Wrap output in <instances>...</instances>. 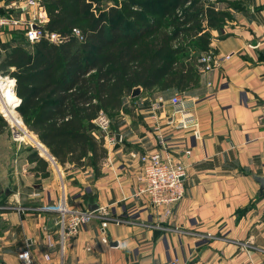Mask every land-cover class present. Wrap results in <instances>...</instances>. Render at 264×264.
Masks as SVG:
<instances>
[{"label": "crops", "instance_id": "crops-1", "mask_svg": "<svg viewBox=\"0 0 264 264\" xmlns=\"http://www.w3.org/2000/svg\"><path fill=\"white\" fill-rule=\"evenodd\" d=\"M225 4L231 23L208 41V53L218 63L199 71L184 94L196 126L182 131L169 123V117L176 119L168 105L175 90H140L136 99H126L125 110L111 119L116 142L104 146L107 156L98 176L90 165H66L58 166L59 177L48 163L47 177L33 169L41 173L34 175L41 183L24 202L19 192L13 199L3 191L0 264H19L23 249L36 264L44 254L50 264H169L173 258L181 264H264V194L259 196L252 179L264 177V0ZM159 97L164 104L154 122L151 112ZM159 138L188 168L184 199L168 212L134 197L137 156L158 150ZM58 203L85 211L104 207L121 222L102 231V219L95 217L66 241L61 258L56 214L41 210ZM207 234L211 238H201Z\"/></svg>", "mask_w": 264, "mask_h": 264}, {"label": "trees", "instance_id": "trees-1", "mask_svg": "<svg viewBox=\"0 0 264 264\" xmlns=\"http://www.w3.org/2000/svg\"><path fill=\"white\" fill-rule=\"evenodd\" d=\"M100 1L41 0L48 18L42 31L62 42L29 43L12 29L0 43V74L14 79L24 126L60 166L90 165L95 176L107 156L95 136L99 113L113 119L135 88L185 94L197 80L199 56L210 52L208 30L226 15L198 0H120L93 11ZM76 28L82 41L71 35ZM27 160L48 176L37 153Z\"/></svg>", "mask_w": 264, "mask_h": 264}, {"label": "built area", "instance_id": "built-area-1", "mask_svg": "<svg viewBox=\"0 0 264 264\" xmlns=\"http://www.w3.org/2000/svg\"><path fill=\"white\" fill-rule=\"evenodd\" d=\"M36 0H28L27 5L31 9H36ZM40 11V8H37ZM46 23L45 16H41L40 12L37 16L30 17L28 20V28L25 31V38L30 42H37L40 39L47 37L53 43L58 44L62 39L56 33L44 34L42 27ZM12 24V25H11ZM20 22L13 19H0V27L11 25L16 27ZM33 27H37L34 29ZM72 37L77 40H82V35L77 29L71 31ZM230 55L226 56L228 60ZM201 64L200 72L211 71L218 63V59L211 53H205L199 58ZM164 100L159 97L158 101L152 108L151 119L157 122L155 113L163 106ZM168 105L171 108V114L176 117L174 123L172 116L169 117V123L177 130H190L196 126V120L186 104V98L183 93H178L172 96ZM93 123L96 125L98 131L102 133L101 137L107 147L115 144V137H108L110 131V121L100 114ZM110 136V135H109ZM185 155L188 156L189 152L186 151ZM135 158V155H132ZM139 169L135 178V195L137 199H143L154 208H163L168 210L178 205L185 196L183 180L187 176V166L175 159L169 151H167L166 144L159 138V149L148 153H142L137 156ZM51 164L56 166V162L52 159ZM43 212L54 213L57 217L58 224V244L60 247V256L62 258V250L67 240L74 238L78 235L79 231L95 217L101 218L100 228L103 231L108 223L121 221L109 217L106 209L99 207L95 211H85L80 209H69L64 203L57 205L45 206L41 209ZM190 235V234H189ZM202 239L211 238L209 234L201 237ZM101 242L107 244L105 237H101ZM48 247L51 246L50 241L47 242ZM19 264H36L31 252L28 249H23L17 255ZM51 259L48 254L42 256L41 264H50ZM169 264H181L177 258L170 259Z\"/></svg>", "mask_w": 264, "mask_h": 264}, {"label": "rangeland", "instance_id": "rangeland-1", "mask_svg": "<svg viewBox=\"0 0 264 264\" xmlns=\"http://www.w3.org/2000/svg\"><path fill=\"white\" fill-rule=\"evenodd\" d=\"M36 1L38 2V4H36L35 6L36 9H31V7H28L27 5L28 0H0V19H13V20L20 22V24L16 27H12L11 26L12 24L8 26L0 27V43H6L12 38V35H10L9 33L12 29H20V30H23V32H25V30L28 28V20L30 19V17L37 16L39 12L41 16H45L46 18L45 24H47L48 18L46 15L45 8L42 5L41 0H36ZM115 1H117V3ZM198 1H203V4L205 5L206 4L213 5L214 8L219 13H226L225 17H221L220 19L217 20L216 28L208 30V33L210 34V36L212 33H218L219 36H222L224 32L226 31L225 27H228L229 23H231L230 12L227 10L228 7L225 6L226 5L225 3L227 0H198ZM119 2L120 0H101L99 4L93 3L91 9L96 12L97 6H99L103 10H106L108 7L119 5ZM37 8H40L41 10L38 11ZM202 25L204 26L206 24L203 22ZM0 78L1 79L9 78L14 81L13 78H10L8 76H2L1 74H0ZM12 92L14 94V86L12 88ZM178 93L180 92H177L175 94H178ZM129 98L131 97L126 98L127 103H128ZM131 100H133V98H131ZM130 103H133L132 106L136 105L135 104L136 102H130ZM19 104H20V101L18 102L17 107L19 106ZM17 107H16V113H17L19 120H21ZM8 108L9 107H7L6 104H4L3 100L0 98V121L3 124L2 133H0V199L3 198V191L7 190L9 191L8 197L11 196L10 198L13 197V199H15L14 197H16L17 196L16 194L19 192L20 195L18 196V199L21 198L20 202H24L25 197H26L25 194L31 193L37 190V187L41 183L40 178L34 177V175H37V174L41 175V173L33 172V169H36V168H33L32 164L26 163L25 161L26 158L34 153H37L39 157H41L48 163H52L50 162V160H52L53 157L50 155L46 147L45 148L47 149L48 154L43 155L42 153H40V150L37 148L35 142H38L39 144L41 143L31 132L28 131V129L24 126L22 120H21L22 128L32 138V141L26 136L23 139L16 138V135L17 136H20V135L16 133V129L14 128V126L11 124V122L7 118L5 110ZM127 108H130V107H127ZM100 114H103L104 116H106L104 113H99V115ZM106 118L111 122L110 118H108L107 116ZM110 127H111V123H110ZM96 130L97 131H95V136L97 138L102 139L101 137L102 133L98 131L97 127H96ZM112 135L115 137V135L113 134L110 128L108 137H112ZM114 145L115 144H113L112 146L114 147ZM103 146L107 147V145H105L104 143V140H103ZM58 166L60 165L57 162H56V166L52 165L51 166L52 170H50V173L51 174L54 173L60 177V170H59L60 167L58 168ZM65 166H61V167L64 168ZM10 178H13L14 181H12ZM59 182H60V179H59ZM14 201L10 202L11 205L12 204L14 205ZM183 264H187V263H183Z\"/></svg>", "mask_w": 264, "mask_h": 264}, {"label": "bare ground", "instance_id": "bare-ground-1", "mask_svg": "<svg viewBox=\"0 0 264 264\" xmlns=\"http://www.w3.org/2000/svg\"><path fill=\"white\" fill-rule=\"evenodd\" d=\"M13 86H14V81L12 79L0 78V98L3 100L4 104H6V106L9 107L8 109L5 110V113L11 124L16 129V133L20 135V136L16 135V138L23 139L26 136L32 141V138L22 128L21 120H19L17 116L16 107L18 105L19 99L12 92ZM35 143L37 148L40 150V153H42L43 155L48 154L47 149L44 146H42L41 144H37V142Z\"/></svg>", "mask_w": 264, "mask_h": 264}, {"label": "water", "instance_id": "water-1", "mask_svg": "<svg viewBox=\"0 0 264 264\" xmlns=\"http://www.w3.org/2000/svg\"><path fill=\"white\" fill-rule=\"evenodd\" d=\"M33 28L37 29V27H33ZM140 90H141L140 88L134 89L132 91L131 98L138 97L140 95ZM37 144L39 143L37 142ZM252 179L256 184H258L259 186L258 194L261 197L264 194V177L253 176ZM88 209H89L88 211H95L96 209H98V206L92 205Z\"/></svg>", "mask_w": 264, "mask_h": 264}]
</instances>
